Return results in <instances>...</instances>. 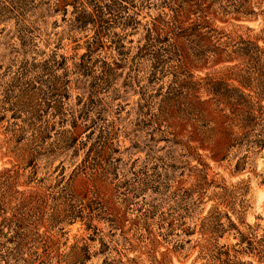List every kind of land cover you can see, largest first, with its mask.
Instances as JSON below:
<instances>
[{"label": "rangeland", "instance_id": "1", "mask_svg": "<svg viewBox=\"0 0 264 264\" xmlns=\"http://www.w3.org/2000/svg\"><path fill=\"white\" fill-rule=\"evenodd\" d=\"M0 264H264V0H0Z\"/></svg>", "mask_w": 264, "mask_h": 264}, {"label": "trees", "instance_id": "2", "mask_svg": "<svg viewBox=\"0 0 264 264\" xmlns=\"http://www.w3.org/2000/svg\"><path fill=\"white\" fill-rule=\"evenodd\" d=\"M235 52H236V50L235 51H232V53H234L235 54ZM209 101L210 100H200V105H208V103H209Z\"/></svg>", "mask_w": 264, "mask_h": 264}]
</instances>
